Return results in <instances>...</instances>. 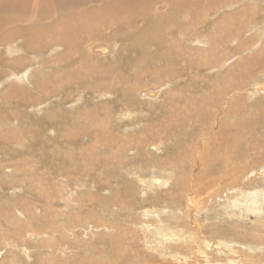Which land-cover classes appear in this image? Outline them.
<instances>
[{
    "label": "rangeland",
    "instance_id": "374dc122",
    "mask_svg": "<svg viewBox=\"0 0 264 264\" xmlns=\"http://www.w3.org/2000/svg\"><path fill=\"white\" fill-rule=\"evenodd\" d=\"M246 1L181 22L186 51L165 71L143 60L135 74L124 46L138 48L102 37L110 27L92 38L107 53L87 47L99 73L62 46L0 45V264H264V69L224 85L232 61L264 47L248 31L264 4ZM246 11L243 28L219 30ZM21 28L3 25L0 44H22ZM18 85L34 95L10 96ZM255 194L257 211L233 207Z\"/></svg>",
    "mask_w": 264,
    "mask_h": 264
},
{
    "label": "bare ground",
    "instance_id": "6f19581e",
    "mask_svg": "<svg viewBox=\"0 0 264 264\" xmlns=\"http://www.w3.org/2000/svg\"><path fill=\"white\" fill-rule=\"evenodd\" d=\"M215 1L217 0H0V28L3 25L13 23H18L24 27L21 28L24 36H20V38L23 39L22 44L18 43V40L20 39L17 38L0 45H11V49L9 50L16 54L19 52L18 55L21 54L20 57H22V55H24V53L27 51H37L36 53H40L42 50H48L50 48L62 46L65 49L61 53L62 58H66L67 60H70L69 58H78L82 61L85 60V64L82 66L88 64L95 65L93 62H91L92 57L88 59L87 47H92V51L96 47V50L101 51L102 53H107L110 47H106L102 43L93 45L92 38L102 36L104 30L110 27V36L102 37L105 39L112 38L115 41L116 46L117 43L122 44L123 40L124 43L127 41L131 42L135 48H138V50H134L129 45L128 47L124 46V49L126 52H128L126 54L129 55L127 58H133L132 65L138 61V63L132 68L135 70V74L138 73L137 67L144 68L143 63H141L143 60L146 62V71H160L159 69L165 71L169 65H177L179 63L180 54H182L183 51H186L184 45L181 46V44H179V29H181V22L193 26V24H195L200 19V14L205 6ZM219 1L222 2V4L217 8L221 7V10H225V8L228 7H230L231 10L237 7V3L246 4L247 2L246 0ZM250 1L256 2L257 7L264 4V0ZM119 5H123L124 7H122V9H118ZM212 13L214 17L217 15V13L214 11H212ZM239 13L234 14L231 17L228 16L224 18L219 24V30H223L225 26L232 28L235 24L239 26V28H243L247 22L252 20L249 11H246L243 14H240V20L236 21L235 18ZM263 14L264 13H258L253 18L250 25V30H248L249 32L256 34L257 39L260 40L259 43L264 40ZM50 17H53V19L43 21V19L45 20ZM188 21L190 22L186 23ZM29 22L34 23V28L32 26H28ZM120 33H124V35H120ZM241 34L242 37L247 35L245 33ZM25 36L28 37L27 41ZM207 38L208 37H202L198 40V42L200 44H209L212 40ZM47 43L52 44L47 46L45 49L32 51L36 45H46ZM124 43L123 45H125ZM254 46H257L256 41L254 42ZM250 48H253V45H251ZM17 49L19 51L15 52L14 50ZM233 50H235L234 54H237L236 49ZM261 50H264V47ZM260 51H258L257 54L252 55H249L248 53L247 55L249 56L246 55V58L238 64H235L236 59L232 61L231 64L233 65H229L230 67L227 69L229 73L228 79L231 78L230 85L227 82L224 83V85L230 87H237L238 85L243 87L245 85V79L249 77L251 78V75L252 79H256L261 72L258 70L264 69V52L259 53ZM202 53L207 55L204 51ZM18 55L14 56L18 58ZM232 56L233 55H230L226 59L220 61L218 67L222 68L228 65L227 61L230 60L229 58ZM18 60V62H22L23 59ZM26 67L28 66L23 65L16 68L25 69ZM95 67V73H99L97 71L103 69V67H100L99 65H95ZM255 68L256 72L253 71ZM132 69L130 71H132ZM236 70H238L237 73ZM2 74L3 73H0V76ZM122 74L120 75L123 76L124 74ZM74 75H78V73ZM115 80L119 82L120 77L116 76ZM11 90L12 92L10 93V96H18V99H20L21 95L25 94L24 88L20 87L19 85L15 86ZM159 91L149 89L146 92L148 95L154 97ZM25 95L32 97L34 94L30 92ZM24 99L25 97H22V104L27 103L24 101ZM14 100L16 101L17 97ZM102 109L103 108H100L99 111ZM101 114L103 115L104 113L101 111ZM102 117V121L98 123L99 126L104 124V116ZM124 145L125 144L121 146L124 147ZM157 182L161 184L163 181L158 180ZM194 195H196V191ZM257 195L258 194H255L250 202L249 199L242 198L239 200V202L235 200L234 204H231H233V207L234 205L240 207V209H245L246 207L248 210L253 209L257 211L259 207L255 203L257 200H259V198L256 197ZM0 206L3 208L2 205ZM9 208L11 209V207ZM16 208L17 207H15V210ZM237 238H239V236H237ZM260 239L262 240V238H258V240ZM222 247H226V245ZM201 250L202 249L200 248V251Z\"/></svg>",
    "mask_w": 264,
    "mask_h": 264
}]
</instances>
